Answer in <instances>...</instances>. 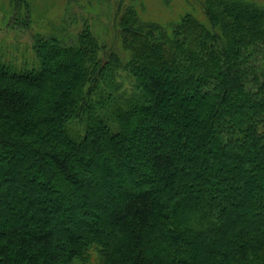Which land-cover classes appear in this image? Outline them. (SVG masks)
<instances>
[{
  "label": "trees",
  "instance_id": "16d2710c",
  "mask_svg": "<svg viewBox=\"0 0 264 264\" xmlns=\"http://www.w3.org/2000/svg\"><path fill=\"white\" fill-rule=\"evenodd\" d=\"M9 3L6 22H38ZM122 10L120 46L38 33V65L0 58V264H264V1ZM232 199L254 224L224 230Z\"/></svg>",
  "mask_w": 264,
  "mask_h": 264
},
{
  "label": "rangeland",
  "instance_id": "374dc122",
  "mask_svg": "<svg viewBox=\"0 0 264 264\" xmlns=\"http://www.w3.org/2000/svg\"><path fill=\"white\" fill-rule=\"evenodd\" d=\"M131 1L132 0H35V5L38 6V14H40L38 22L35 25L33 24L27 27L18 24L16 19H13L11 23L6 22L9 17L3 9L7 7L8 9L6 10L11 12L10 0H0V58L3 62L18 68H23L25 63H29V65L32 63L38 65L34 49L35 35L38 33L46 36L50 32H54L57 36L65 37V40L68 41L69 44L76 41L78 34H82V36L90 34L92 36H97L100 41L103 44L105 43L109 48L120 46L115 36V23L117 22L118 15L123 11L122 7L131 5ZM137 1L146 18L162 23L178 22L182 15L192 9L195 11V8L202 12V0ZM190 1H193L194 5L189 6ZM69 2L70 4L68 5ZM200 12L198 13L200 14ZM121 80L125 81L124 75H122ZM126 85L128 86L129 82H126ZM124 90L126 89H122V91ZM175 91L174 87L172 92ZM204 106L205 104L202 101L195 103L196 109H202ZM203 160L206 163H210L211 158L206 156ZM177 162V159H174L175 167L178 165ZM194 166H196L195 162L188 160L182 167L188 172H202L198 167V170L194 169ZM23 193H25V191H22L21 194ZM189 195L190 194L186 192L183 193V197L186 199ZM193 197L196 201L199 200L196 195H193ZM208 197L209 196L204 200L206 202L205 204L210 201ZM253 205L251 199H248L245 206H239L238 203L232 199L227 205L228 208L226 212H220L223 220L227 221L228 224H232L231 227L225 225L227 228H224V230L229 231L234 228L240 231L241 227L245 224H254L255 222L249 218L250 213H252L251 207H253ZM18 207L20 210L22 209L20 213V219L22 220L26 212L21 206H15V208ZM219 208L220 207L217 206L218 211ZM206 214L204 209L200 211L201 217H205ZM37 215H39L38 211ZM15 220L18 219L16 218ZM256 224H258V222ZM48 225L50 226L51 235L55 238L68 236L64 231L65 226L63 223H55L49 220ZM227 231H223L222 234L226 236L225 234H228ZM222 234L220 238H223ZM99 260L100 257L98 252L96 250H91L90 259L84 264H99ZM79 264L83 263L79 262Z\"/></svg>",
  "mask_w": 264,
  "mask_h": 264
}]
</instances>
